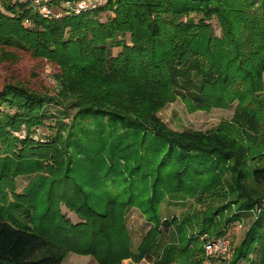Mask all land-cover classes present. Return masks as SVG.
<instances>
[{"label": "trees", "instance_id": "trees-1", "mask_svg": "<svg viewBox=\"0 0 264 264\" xmlns=\"http://www.w3.org/2000/svg\"><path fill=\"white\" fill-rule=\"evenodd\" d=\"M65 1L79 0L50 3ZM106 11L113 16L103 22L99 16ZM214 16L221 36L213 34ZM0 43L23 47L60 69L53 96L18 82L0 88V264H61L69 252L97 264L128 258L202 264L203 242L198 234L187 237L188 217L162 220L164 198L216 190L226 161L236 172L230 187L238 196L246 178L264 186V0H108L79 14L63 8L49 19L29 1L0 0ZM108 45L121 52L112 56ZM187 65L198 103L227 107L238 101L234 119L243 124L246 146L225 132H173L156 116L174 99ZM57 104L76 109L69 126L46 144L35 142L31 130L42 127L51 118L49 106ZM33 174L24 188L28 200L14 194V178ZM242 199L240 210L260 202ZM61 206L82 222L73 223ZM132 207L152 225L137 250L126 224ZM216 213L222 208L210 210L199 232L225 234L233 218L216 223ZM172 228L177 246L160 247L161 229ZM233 254V263L264 264V210Z\"/></svg>", "mask_w": 264, "mask_h": 264}, {"label": "rangeland", "instance_id": "rangeland-1", "mask_svg": "<svg viewBox=\"0 0 264 264\" xmlns=\"http://www.w3.org/2000/svg\"><path fill=\"white\" fill-rule=\"evenodd\" d=\"M50 1H48L46 5L53 10L54 13H60L58 14L60 16L63 9L62 3L59 7H54L51 5ZM101 1L102 3L99 6L104 5L108 0ZM31 5L34 8L32 3ZM39 12L40 13L37 14L42 18H52L49 14L48 16L44 15V8L40 9ZM111 16H113V14L110 11H106L101 13L99 17L104 22ZM191 17L195 20L198 18L194 15ZM183 19H186L185 16ZM210 23L213 34L221 36L220 24L217 17L214 16ZM23 24L26 26L32 25L27 19L24 20ZM126 41L131 45L129 34L126 35ZM108 47L112 56H116L121 52L120 47H111V45H108ZM182 69L181 75L177 77L174 99L165 103L156 112V116L159 120L173 132H195L203 137H209L214 132H225L224 136H231L230 138L246 146L248 141L244 142L242 140L244 134L242 129L243 124H236L234 119L238 101H233L227 107L216 105L210 107L203 103H198L194 98L196 94L199 96L196 84H194L196 78L193 77L190 79V77H188V65ZM59 70L58 65L48 61L46 58L34 57L29 50L23 47H19L15 44L0 43V88L6 83L18 82L36 92L48 93L53 96L57 93V82L54 76ZM193 74L194 71L192 76ZM49 109L50 111L48 113L50 114H48V116L51 118L44 117V125L42 127L36 126L31 130L33 140L35 142H43H40L41 144H46L52 136H55L57 133L56 130L58 131V128L62 125H66L65 128H67L76 111L72 106L58 104L50 105ZM247 130L252 135H260V131L257 129ZM62 131L65 132V130ZM14 134L20 138L23 137L20 132H14ZM230 164H232V161H226L224 173L221 176L222 186L216 187V190H211L210 192L198 190L191 197L182 194H172L165 197L164 201L161 203L160 212L162 220L171 219L172 217H177L179 219L188 217V221L191 222L192 225L189 227V231L187 230V237L189 235V238H195L198 234L199 240L203 242L202 248L204 251L202 264H250L249 260L246 259H240L236 263H233V252L234 248L236 249L241 244L259 213L264 210V186L254 185L248 178L244 177L243 179L246 178V180L244 181V185H242V195L245 197L250 196L253 199L260 198V202H257L258 204L256 203L252 209H238L239 202H243L244 200L242 199L243 196H238L239 191L236 186L230 187V184L234 182L236 178V172L229 167ZM34 177L35 175L33 174L14 178V194L21 198H25L26 196L28 200V192H24V188ZM219 194H221V196H218ZM14 196H10L11 201L14 199ZM39 207L40 211L45 209L44 206ZM214 208H222L223 211V214L216 213L214 215V220L217 221L216 223H218L219 220H225L227 217L233 218L232 221L224 224V226H226L225 234L218 237H215L214 234L199 232L200 222L207 218L210 215V210ZM27 211L30 213V209ZM61 211L68 218L69 216H75V220H72L73 223L82 222L75 213L65 206H61ZM31 212L33 213L34 210H31ZM19 214L16 213V216L20 219L24 218L21 216L23 214ZM126 224L132 237V246L137 250L144 235L150 230L152 225L145 220V217L135 207L128 210ZM176 235L177 231L174 228L167 233L161 229V234L158 238L159 246H166L169 243L177 246L175 241H171ZM211 241L215 243L222 241L226 246L218 251L207 250L206 244ZM151 259L154 260V257ZM251 259L256 260V254L251 255ZM123 261L122 264H152L147 258H142L138 262L131 258L124 259ZM61 264L97 263L92 256L78 255L69 252L66 254Z\"/></svg>", "mask_w": 264, "mask_h": 264}, {"label": "built area", "instance_id": "built-area-1", "mask_svg": "<svg viewBox=\"0 0 264 264\" xmlns=\"http://www.w3.org/2000/svg\"><path fill=\"white\" fill-rule=\"evenodd\" d=\"M19 1H29L34 5V10L37 13H40V9L44 8V15L51 17H58L60 13H54L53 10H51L46 3H48L49 0H19ZM102 1L101 0H79L77 2L73 1H65L62 3L63 8H67L72 10L75 14H79L81 11L87 10V9H94L97 8V6L101 5ZM46 6V7H45ZM226 244L222 241L218 242H208L206 244V249L207 250H213V251H218L224 248Z\"/></svg>", "mask_w": 264, "mask_h": 264}, {"label": "crops", "instance_id": "crops-1", "mask_svg": "<svg viewBox=\"0 0 264 264\" xmlns=\"http://www.w3.org/2000/svg\"><path fill=\"white\" fill-rule=\"evenodd\" d=\"M70 218H71V219H70ZM69 219H70V220H75V216H73V217L69 216ZM123 263H124V261H123Z\"/></svg>", "mask_w": 264, "mask_h": 264}]
</instances>
